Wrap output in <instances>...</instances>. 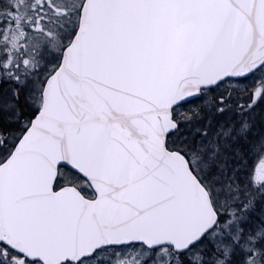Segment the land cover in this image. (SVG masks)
Returning <instances> with one entry per match:
<instances>
[{
	"label": "snow or ice",
	"instance_id": "obj_1",
	"mask_svg": "<svg viewBox=\"0 0 264 264\" xmlns=\"http://www.w3.org/2000/svg\"><path fill=\"white\" fill-rule=\"evenodd\" d=\"M264 264V0H0V264Z\"/></svg>",
	"mask_w": 264,
	"mask_h": 264
},
{
	"label": "rangeland",
	"instance_id": "obj_2",
	"mask_svg": "<svg viewBox=\"0 0 264 264\" xmlns=\"http://www.w3.org/2000/svg\"><path fill=\"white\" fill-rule=\"evenodd\" d=\"M101 264H103V262H101Z\"/></svg>",
	"mask_w": 264,
	"mask_h": 264
}]
</instances>
